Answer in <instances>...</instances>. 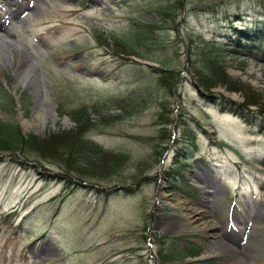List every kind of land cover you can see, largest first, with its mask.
Returning <instances> with one entry per match:
<instances>
[{"label": "rangeland", "instance_id": "rangeland-1", "mask_svg": "<svg viewBox=\"0 0 264 264\" xmlns=\"http://www.w3.org/2000/svg\"><path fill=\"white\" fill-rule=\"evenodd\" d=\"M122 1L0 0V83L18 97L0 119L45 141L76 137L72 112L84 107L95 126L86 138L112 153L105 162L120 155L117 173L98 183L41 157L0 158V264H177L170 256L191 244L201 264H264V119L256 105L238 114L264 102V54L220 51L225 81L210 88L202 64L210 43L226 44L225 15L255 28L264 2ZM160 5L174 11L160 17ZM134 20L163 23L141 51L148 59L108 38ZM135 60L174 71L178 84L167 93ZM30 63L36 81L20 80ZM41 104L52 112L38 126ZM160 115L172 122L163 131ZM45 144L39 153L54 158ZM201 212L212 228L178 225Z\"/></svg>", "mask_w": 264, "mask_h": 264}, {"label": "trees", "instance_id": "trees-1", "mask_svg": "<svg viewBox=\"0 0 264 264\" xmlns=\"http://www.w3.org/2000/svg\"><path fill=\"white\" fill-rule=\"evenodd\" d=\"M170 7L172 6L168 5L167 7H162V5H160L157 7L156 12L162 17L165 13H171L174 11V8ZM231 18V16H227L226 20L230 21ZM160 22L155 24L144 21H135L130 26V31L127 35L122 37L110 36V38L112 41L117 42L121 47L127 48L130 53L145 58L146 55H143L141 51L144 47L148 48L147 45L155 38V33L162 30L161 26H163V23ZM223 40H226L227 42L224 46L216 43H212V45L217 46V50H220V48L223 47L225 49L233 48V50L244 52L250 50L253 52L264 51V34H262L261 31L253 32L250 30H237L231 28L229 35H226V38ZM214 52L215 51L208 52L202 59L204 70L207 72L205 76L203 74V83L209 88L211 83L212 85H216L225 81L222 68L216 67V65H219L220 57ZM146 58L149 57L146 56ZM163 71H160V73ZM173 74L174 71H164V73L159 76L157 85L167 92H170L177 83V76L175 77ZM198 87L203 91L208 92L209 90L200 84ZM248 102L249 104H243L242 108L256 105L258 107V116L263 118L264 102L260 104H253L251 101ZM72 114L75 129L77 130L76 137H71V135L65 137L61 136L59 138L51 136L50 140L48 139L46 141L40 137L23 135L17 125L9 122H2L0 120V156H8L11 159L23 158L26 160L31 158L37 160L41 157V159L51 160L66 165L65 167L68 166L67 169H65V172H70L69 174H71V172H79L87 174L89 179L97 181L98 178H101L99 181H106L111 178L113 174L117 173V170L120 167V156L113 157L117 158V160L113 161V165H111L112 161H109V159L105 162L102 159L103 156L106 157L111 154L98 149L96 146L83 139V133L92 127L85 108L74 110ZM43 143H46L44 145L45 147L51 146L55 150L54 158H46L44 154L42 155L39 153L37 146ZM99 152L101 153L99 154ZM112 171L114 173H112ZM75 176L78 179H81L78 175ZM175 258L181 260L184 256L182 254Z\"/></svg>", "mask_w": 264, "mask_h": 264}, {"label": "bare ground", "instance_id": "bare-ground-1", "mask_svg": "<svg viewBox=\"0 0 264 264\" xmlns=\"http://www.w3.org/2000/svg\"><path fill=\"white\" fill-rule=\"evenodd\" d=\"M7 54L2 50H0V62H3L4 60H6ZM19 79L22 81H36V75H35V69H34V65L32 63H30L26 69L24 70H20L19 72ZM49 112L51 113L52 111L50 109H48L45 105L41 104L40 108L37 109L36 111V115L33 118L32 122H35L38 126H43L44 122H45V113ZM55 114V113H53ZM27 123V124H31ZM181 212V211H180ZM200 219H202V212L198 213V214H191V213H187L184 214L182 216V219H180L178 221V225L180 227H191V228H195L198 230H208L210 228H212V224L210 223H200Z\"/></svg>", "mask_w": 264, "mask_h": 264}]
</instances>
